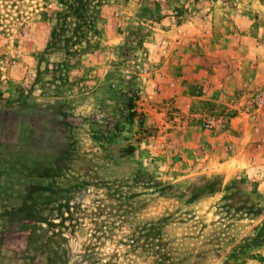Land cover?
Listing matches in <instances>:
<instances>
[{
    "label": "rangeland",
    "instance_id": "obj_1",
    "mask_svg": "<svg viewBox=\"0 0 264 264\" xmlns=\"http://www.w3.org/2000/svg\"><path fill=\"white\" fill-rule=\"evenodd\" d=\"M261 85L264 0H0V264H264Z\"/></svg>",
    "mask_w": 264,
    "mask_h": 264
},
{
    "label": "trees",
    "instance_id": "obj_2",
    "mask_svg": "<svg viewBox=\"0 0 264 264\" xmlns=\"http://www.w3.org/2000/svg\"><path fill=\"white\" fill-rule=\"evenodd\" d=\"M67 4H69V7L72 8L75 4L79 3L82 5L88 4L89 0H66ZM93 6V5H92ZM65 20H68L69 15H65ZM88 20L90 17H87ZM88 22V21H86ZM132 102V101H130ZM131 108L133 107L131 103ZM133 114V113H132ZM223 183V177L220 174H202L199 175L191 180L188 181L189 187L184 189L181 194L183 196H188L189 201H193L196 198L203 196L205 194H212L215 191H217L221 184ZM179 184H171L170 187L172 189H177V186ZM229 187L232 188L231 197L233 198V201L236 203L238 202L243 195H246L244 198L243 204L240 206H244L248 201H251L250 207H254L256 204V201L254 199V195L256 192H252L251 189L248 188L246 181L243 178L240 177H234L230 180Z\"/></svg>",
    "mask_w": 264,
    "mask_h": 264
},
{
    "label": "crops",
    "instance_id": "obj_3",
    "mask_svg": "<svg viewBox=\"0 0 264 264\" xmlns=\"http://www.w3.org/2000/svg\"><path fill=\"white\" fill-rule=\"evenodd\" d=\"M247 126L243 125L244 133H246ZM254 135L253 143L244 142L241 144L240 150L243 151L245 158L249 157L250 154L253 156L254 167L257 169V173L260 176L258 185L264 190V113L261 117L260 130L255 128L251 130ZM246 135V134H245ZM244 135V136H245ZM243 136V138H245ZM243 141V140H242Z\"/></svg>",
    "mask_w": 264,
    "mask_h": 264
},
{
    "label": "built area",
    "instance_id": "obj_4",
    "mask_svg": "<svg viewBox=\"0 0 264 264\" xmlns=\"http://www.w3.org/2000/svg\"><path fill=\"white\" fill-rule=\"evenodd\" d=\"M243 107V114H247L249 118H252L255 122V129L260 130L261 117L264 113V85H261L255 89L252 99L249 103ZM229 123L228 118L219 116V119L210 117L207 119V125L211 127L227 128Z\"/></svg>",
    "mask_w": 264,
    "mask_h": 264
}]
</instances>
